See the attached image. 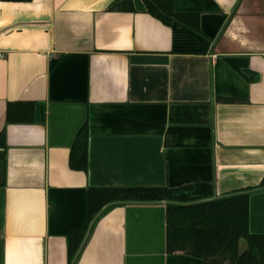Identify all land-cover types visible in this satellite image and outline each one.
<instances>
[{"label": "crops", "instance_id": "1", "mask_svg": "<svg viewBox=\"0 0 264 264\" xmlns=\"http://www.w3.org/2000/svg\"><path fill=\"white\" fill-rule=\"evenodd\" d=\"M126 1L0 0V264H203L163 200L90 189L246 193L264 235V0Z\"/></svg>", "mask_w": 264, "mask_h": 264}, {"label": "trees", "instance_id": "2", "mask_svg": "<svg viewBox=\"0 0 264 264\" xmlns=\"http://www.w3.org/2000/svg\"><path fill=\"white\" fill-rule=\"evenodd\" d=\"M28 1V0H2ZM153 12L177 16L180 20L196 26L190 14H177L168 9L169 0H144ZM130 9L131 1L123 3ZM163 19V18H162ZM78 158L83 167L87 164V144H81ZM213 195L206 184H189L179 188L126 187L90 189L88 212H97L104 204L114 200L140 202L168 200L166 204V251L183 253L202 259L203 264H264V235H252L248 231V194L237 193L220 198L198 201ZM247 247L239 251V240Z\"/></svg>", "mask_w": 264, "mask_h": 264}, {"label": "water", "instance_id": "3", "mask_svg": "<svg viewBox=\"0 0 264 264\" xmlns=\"http://www.w3.org/2000/svg\"><path fill=\"white\" fill-rule=\"evenodd\" d=\"M216 198V196H211V197H208V198H204V199H200V200H197L196 202H198V201H205V200H210V199H215ZM163 203H170V202H175V203H178V202H176V201H168V200H163L162 201Z\"/></svg>", "mask_w": 264, "mask_h": 264}]
</instances>
